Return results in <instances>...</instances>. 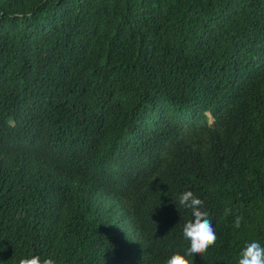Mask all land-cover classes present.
I'll return each instance as SVG.
<instances>
[{
	"label": "trees",
	"instance_id": "1",
	"mask_svg": "<svg viewBox=\"0 0 264 264\" xmlns=\"http://www.w3.org/2000/svg\"><path fill=\"white\" fill-rule=\"evenodd\" d=\"M185 191L264 246V0H0V264H166Z\"/></svg>",
	"mask_w": 264,
	"mask_h": 264
},
{
	"label": "clouds",
	"instance_id": "2",
	"mask_svg": "<svg viewBox=\"0 0 264 264\" xmlns=\"http://www.w3.org/2000/svg\"><path fill=\"white\" fill-rule=\"evenodd\" d=\"M212 116L209 114V118ZM213 121V118H212ZM211 121V122H212ZM210 122V121H209ZM178 203L181 207L191 210L193 219L186 222L182 229L183 239L188 242V247L184 254L173 253L167 260L166 264H190L189 259L193 261L195 255L203 254L213 247L217 241V235L209 214L202 211L203 202L198 199L191 191L182 192L178 197ZM225 215L232 213L231 208H226ZM242 217L237 215L234 220V227L239 229ZM18 264H56L51 256L41 259L39 255H31L27 258H21ZM238 264H264V246L257 241L247 243L239 253Z\"/></svg>",
	"mask_w": 264,
	"mask_h": 264
},
{
	"label": "rangeland",
	"instance_id": "3",
	"mask_svg": "<svg viewBox=\"0 0 264 264\" xmlns=\"http://www.w3.org/2000/svg\"><path fill=\"white\" fill-rule=\"evenodd\" d=\"M209 121H210V122L212 121V118H211V117L209 118Z\"/></svg>",
	"mask_w": 264,
	"mask_h": 264
}]
</instances>
